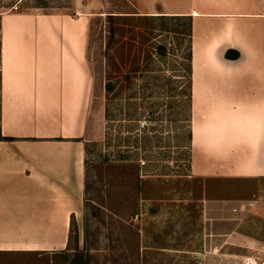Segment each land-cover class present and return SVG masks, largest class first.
Returning <instances> with one entry per match:
<instances>
[{
    "label": "crops",
    "instance_id": "1",
    "mask_svg": "<svg viewBox=\"0 0 264 264\" xmlns=\"http://www.w3.org/2000/svg\"><path fill=\"white\" fill-rule=\"evenodd\" d=\"M135 7L140 16L190 22L192 196L212 214L220 204L229 212L257 203L264 197V0H135ZM88 25L83 13L0 20V134L12 138L0 140V264H59L73 251L86 144L99 132L91 123Z\"/></svg>",
    "mask_w": 264,
    "mask_h": 264
},
{
    "label": "rangeland",
    "instance_id": "2",
    "mask_svg": "<svg viewBox=\"0 0 264 264\" xmlns=\"http://www.w3.org/2000/svg\"><path fill=\"white\" fill-rule=\"evenodd\" d=\"M82 13L99 132L86 144L82 223L58 263L264 264V197L212 214L191 194L189 20L140 16L135 0H0V20Z\"/></svg>",
    "mask_w": 264,
    "mask_h": 264
},
{
    "label": "trees",
    "instance_id": "3",
    "mask_svg": "<svg viewBox=\"0 0 264 264\" xmlns=\"http://www.w3.org/2000/svg\"><path fill=\"white\" fill-rule=\"evenodd\" d=\"M36 7H38V8H45V7H46V4H42V3L40 2V3H38V6H36ZM106 17H107L108 20H113V19H115V18L127 17V16H119V15L109 14V15H107ZM227 57L229 58L228 55H226V58H227ZM237 57H238V54H235V55H234V58H232V59H236ZM105 90H106V91H109V90H110L109 85H108V86L106 85ZM0 140H1V141H10V140H12V138H4V137H1V134H0Z\"/></svg>",
    "mask_w": 264,
    "mask_h": 264
},
{
    "label": "built area",
    "instance_id": "4",
    "mask_svg": "<svg viewBox=\"0 0 264 264\" xmlns=\"http://www.w3.org/2000/svg\"><path fill=\"white\" fill-rule=\"evenodd\" d=\"M145 125H146V124H145L144 121H143V122H140V127H141V128H144Z\"/></svg>",
    "mask_w": 264,
    "mask_h": 264
}]
</instances>
